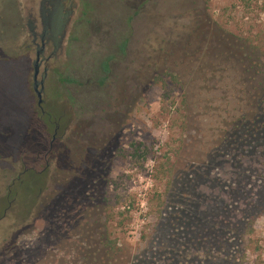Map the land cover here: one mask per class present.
<instances>
[{
	"label": "rangeland",
	"instance_id": "rangeland-1",
	"mask_svg": "<svg viewBox=\"0 0 264 264\" xmlns=\"http://www.w3.org/2000/svg\"><path fill=\"white\" fill-rule=\"evenodd\" d=\"M260 32L264 0H0V264H61L93 221L143 255L154 233L152 264H174L176 217L211 233L264 207V58L245 42ZM247 246L243 264H264V215Z\"/></svg>",
	"mask_w": 264,
	"mask_h": 264
},
{
	"label": "trees",
	"instance_id": "trees-1",
	"mask_svg": "<svg viewBox=\"0 0 264 264\" xmlns=\"http://www.w3.org/2000/svg\"><path fill=\"white\" fill-rule=\"evenodd\" d=\"M245 42L250 46L254 53L258 54L259 58H264L263 32H260L255 39H246ZM255 69L257 70V74H263L261 77V83L264 82V65L256 63ZM248 70L249 69L246 68L245 72H248ZM245 72H243V74H245ZM256 116L258 119L260 114L257 113ZM44 168L46 171L48 166L45 165ZM170 170L172 169L169 168V172ZM43 172L44 171H42V173ZM260 176L262 179H259L258 184L264 182V175L260 174ZM97 198L99 202H95L93 207L95 214L97 213L96 215L100 217L101 213L103 212L102 205L107 204L108 200L105 192H103V194L99 195ZM225 203L228 204V201H225ZM250 205L253 206V210L249 209L247 211L245 208H243L239 218V221L241 222L240 224L234 226L231 225V227L227 226L218 232L212 231L211 233H208L209 230L207 228L203 230L201 228V224H207L206 219H197L196 214H194L192 211H188L186 217L182 218L181 216H178L173 219L172 222H170L169 233H167L165 237L161 239L160 246L163 249L168 250L170 245H172L169 241H167L168 238H171L170 236H173L174 238L177 237V240H181V244L178 247L180 248L181 252L187 251L188 255H182L180 261L174 260V264H222L220 263L222 257L227 258L231 263L239 261L236 264H243V259L246 258V253L248 250L247 245L250 235L254 231L256 221L259 216L264 215V207L256 204L255 201ZM228 210L229 208L224 206L222 211L227 213ZM162 229H165V232H168L167 225ZM71 231L75 232L79 237L77 248H75L76 253L73 257L66 254V256L62 258L61 264H152L151 254L155 250L152 249L151 244L155 245L157 243V236L154 233H151L150 235L148 234L146 238L142 236L144 240L146 239V242L148 243V250L151 252V254L150 252H147L143 255L141 252H136V250H134L135 252L132 251V247L122 245L117 237L112 238L109 227L99 221H93L92 224L87 225L78 224ZM160 233L161 232L159 231L157 232L158 235ZM221 233H228L226 235L227 237L225 236L226 242H222L221 249L214 251L216 243L221 237L219 236ZM238 235L239 238H241L239 241L241 244L236 243L237 240L235 239L238 237ZM205 242L210 243L205 247ZM65 243L67 244L68 240H65ZM200 243H202V245L200 246V249L197 250L196 247H198ZM194 248H196L193 250L194 253H199L202 251V254L205 255L204 258L191 257L192 254L190 252ZM206 258L207 260H205ZM168 260L169 262L167 264H173L171 255L168 256ZM208 260L209 262H207Z\"/></svg>",
	"mask_w": 264,
	"mask_h": 264
},
{
	"label": "flooded vegetation",
	"instance_id": "flooded-vegetation-1",
	"mask_svg": "<svg viewBox=\"0 0 264 264\" xmlns=\"http://www.w3.org/2000/svg\"><path fill=\"white\" fill-rule=\"evenodd\" d=\"M49 19H50L49 16H47V19L45 17V20H44V31H43V34L41 36V44H40V46L38 47V50H37V52L40 54L39 55V58H37V54H36L35 63H37L38 66H39L40 61H41L40 64H42L46 60V58H45L44 55H45L46 43L48 41V39H47V32H48V27L51 26V23H50V20ZM35 39H36V36H35ZM35 39H34V41H35ZM45 77H46V69L43 71V74L40 76V79H39V75L37 76L36 86H35V80H34V75H33V88H34V91L36 92V94H37V91H36L35 87L40 92H43V90H44Z\"/></svg>",
	"mask_w": 264,
	"mask_h": 264
},
{
	"label": "water",
	"instance_id": "water-1",
	"mask_svg": "<svg viewBox=\"0 0 264 264\" xmlns=\"http://www.w3.org/2000/svg\"><path fill=\"white\" fill-rule=\"evenodd\" d=\"M39 53L37 52V58H39ZM34 64V80H35V86H36V79H37V76H38V73H39V66L37 63H33ZM36 91H37V95H38V105L42 108V98H41V92L39 90H37V88L35 87Z\"/></svg>",
	"mask_w": 264,
	"mask_h": 264
}]
</instances>
